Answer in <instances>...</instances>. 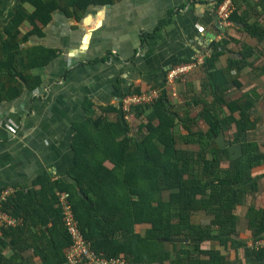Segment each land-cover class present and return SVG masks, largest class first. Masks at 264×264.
Returning <instances> with one entry per match:
<instances>
[{
    "label": "trees",
    "instance_id": "obj_1",
    "mask_svg": "<svg viewBox=\"0 0 264 264\" xmlns=\"http://www.w3.org/2000/svg\"><path fill=\"white\" fill-rule=\"evenodd\" d=\"M115 1L20 0L0 31V103L43 83L35 70L60 52L24 44L42 35L55 10L82 18L89 5ZM233 6L229 18L249 39L225 34L213 41L204 62L179 77L178 96L168 86L134 107L138 127L118 106L86 101L87 116L74 123L68 177L43 173L3 201L17 221L1 227L0 264H68L74 240L58 191L69 194L96 252L126 264H264V245L256 244L264 238V91L253 84L264 81V0ZM25 21L33 25L28 33ZM232 42L238 55L223 63ZM193 70L204 72L200 82L191 80ZM113 112L116 118L107 115Z\"/></svg>",
    "mask_w": 264,
    "mask_h": 264
},
{
    "label": "crops",
    "instance_id": "obj_2",
    "mask_svg": "<svg viewBox=\"0 0 264 264\" xmlns=\"http://www.w3.org/2000/svg\"><path fill=\"white\" fill-rule=\"evenodd\" d=\"M19 2L0 0V31ZM217 3L116 0L89 5L82 18L55 10L42 35L32 34L24 44L44 45L60 52L35 70L42 74L43 83L0 103L1 211L7 212L3 209L5 193L32 188L41 174L48 173L53 179L68 177L74 161V123L87 116V100L120 108L123 96L133 86L147 90L161 85L171 66L198 54L209 55L213 41L225 34L249 39L242 25L230 18L223 23L225 31L218 26L211 31V25L221 18ZM164 19H168L165 24ZM21 28L28 33L33 25L25 21ZM211 33L217 37L212 39ZM238 47L236 42L228 45L230 51L223 56V63L227 56L238 55L231 50ZM203 75L193 70L191 80L200 82L197 78ZM115 113L107 115L116 118Z\"/></svg>",
    "mask_w": 264,
    "mask_h": 264
},
{
    "label": "built area",
    "instance_id": "obj_3",
    "mask_svg": "<svg viewBox=\"0 0 264 264\" xmlns=\"http://www.w3.org/2000/svg\"><path fill=\"white\" fill-rule=\"evenodd\" d=\"M233 4L231 0H223L219 4V15L221 16V23H228V18L232 12ZM205 55L198 54L191 61L180 63L168 69L166 76V83L162 86L150 87L147 90L133 92L131 94H126L123 96L120 103V111L123 113L125 120H130L132 118V113L134 107L140 104H148L155 101L156 98L161 97L164 93V89L168 86L170 87V93L172 96H178L179 77L186 74L187 72L194 69V67L203 63ZM176 84L175 90H173L174 83ZM138 127V125H137ZM12 192V191H11ZM15 192V191H14ZM12 192V193H14ZM10 193V194H12ZM8 193L2 196V199L6 200ZM60 195L59 200L64 213V221L69 227L70 233L74 240L72 246L67 250V262L68 264H126V258L121 256L107 257L103 253H98L93 248L90 240H87L79 228V224L75 219L74 211L72 209L71 203L68 201L69 194L67 192L58 191ZM1 201V200H0ZM2 204V202H1ZM16 218L11 217L7 212L4 213L0 209V235H2V226H7L10 224H16ZM257 245H264V238L256 241Z\"/></svg>",
    "mask_w": 264,
    "mask_h": 264
},
{
    "label": "rangeland",
    "instance_id": "obj_4",
    "mask_svg": "<svg viewBox=\"0 0 264 264\" xmlns=\"http://www.w3.org/2000/svg\"><path fill=\"white\" fill-rule=\"evenodd\" d=\"M173 66H175V65H173ZM173 66H171V67H173ZM170 67V68H171ZM169 68V69H170ZM169 71V70H168ZM167 76V75H166ZM245 78H247L246 80H250V81H252L251 80V77L249 76V75H246V77ZM176 82L174 83V87H173V90H175V88H176ZM253 84H257L256 86L258 87V89H259V91L260 92H263L264 91V81H261V80H256V81H253ZM184 85H180V84H178L177 85V88H180V87H183ZM141 105H144V104H140V105H138V106H141ZM260 106H261V110L263 111V113H264V100H263V98H261V103H260ZM132 122L134 123V125L135 126H137V125H139L140 124V122H141V120L139 119V118H133L132 117ZM260 138H262V140L264 139V125L263 126H261V133H260V136H259ZM194 147V146H193ZM196 149V148H195ZM241 225H243V226H245V222H243V221H241ZM242 237H244V238H246L247 236L246 235H244V234H242ZM236 255V251L233 249V250H231V252H230V256H232V257H234Z\"/></svg>",
    "mask_w": 264,
    "mask_h": 264
},
{
    "label": "water",
    "instance_id": "obj_5",
    "mask_svg": "<svg viewBox=\"0 0 264 264\" xmlns=\"http://www.w3.org/2000/svg\"><path fill=\"white\" fill-rule=\"evenodd\" d=\"M228 21H230V19H228ZM220 22H221V19L218 18L217 22H216V23H213V24L211 25V28H212L211 31H214V30L216 29L217 26L223 28V30L225 31L227 27H226V26H223ZM220 24H221L222 26H221ZM210 37H211L212 39H215V38L217 37V33H214V34L211 33ZM173 239H174V240H181V241H187V240H188L187 238H173Z\"/></svg>",
    "mask_w": 264,
    "mask_h": 264
},
{
    "label": "flooded vegetation",
    "instance_id": "obj_6",
    "mask_svg": "<svg viewBox=\"0 0 264 264\" xmlns=\"http://www.w3.org/2000/svg\"><path fill=\"white\" fill-rule=\"evenodd\" d=\"M165 83H166V80L164 81V83H162V84L159 85V86H162V85H164ZM162 87H164V86H162ZM164 90H165V89H164ZM164 90H163V91H164ZM163 93H164V92H163Z\"/></svg>",
    "mask_w": 264,
    "mask_h": 264
},
{
    "label": "clouds",
    "instance_id": "obj_7",
    "mask_svg": "<svg viewBox=\"0 0 264 264\" xmlns=\"http://www.w3.org/2000/svg\"><path fill=\"white\" fill-rule=\"evenodd\" d=\"M228 19H229V18H228ZM221 24L223 25V23H221ZM194 57H195V56H194ZM194 57H193V58H194ZM193 58H192V59H193ZM176 65H177V64H176ZM164 94H165V93H164ZM164 94H163V95H164Z\"/></svg>",
    "mask_w": 264,
    "mask_h": 264
}]
</instances>
